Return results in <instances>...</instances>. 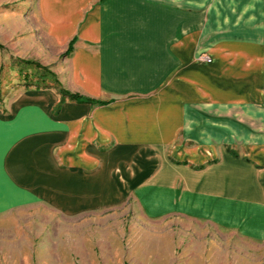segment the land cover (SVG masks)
Segmentation results:
<instances>
[{
  "label": "crops",
  "instance_id": "obj_1",
  "mask_svg": "<svg viewBox=\"0 0 264 264\" xmlns=\"http://www.w3.org/2000/svg\"><path fill=\"white\" fill-rule=\"evenodd\" d=\"M87 1L42 0L41 12L43 8L71 13L68 19L67 14H58L53 23L43 15L55 28L69 27L73 13ZM99 4L81 32L95 40L97 53L90 57L77 49L72 56L73 71L81 72L96 93L98 86L118 91L126 71H149L153 79L145 74L131 89L150 94L119 102L76 92L104 104L70 100L56 118L43 110L34 94L33 101H21L8 116L0 113V185L36 188L37 192H31L38 196L51 193L52 180L59 174L53 149L60 143L59 155L72 168V180L85 176L84 169L95 167L98 171L89 177L92 183L102 184L107 175L114 187L121 188L118 180L125 184L138 177L144 180L152 176L157 164L160 168L147 179L146 187L182 188L184 194L204 191L208 195L197 197L211 203L212 215L227 218L233 213L235 220L241 216L247 220L244 228L260 235L264 230V135L249 138L243 132L246 129L242 131L246 160L229 155L223 145L217 158L210 145L173 150L190 161L212 160L203 171L173 168L167 161V147L186 129L188 109L241 108L247 116L262 112L264 0H100ZM222 44L240 47L216 50ZM201 54L216 61H199ZM236 60L240 66L228 63ZM221 71L238 77L226 78ZM107 140L115 147L100 156L96 146ZM122 153L129 158H121ZM222 170L227 174L218 173Z\"/></svg>",
  "mask_w": 264,
  "mask_h": 264
},
{
  "label": "rangeland",
  "instance_id": "obj_2",
  "mask_svg": "<svg viewBox=\"0 0 264 264\" xmlns=\"http://www.w3.org/2000/svg\"><path fill=\"white\" fill-rule=\"evenodd\" d=\"M41 1L0 0L1 114L8 116L15 106L33 101L37 94L43 110L56 118L62 106L70 102L61 90L119 102L150 94L131 89L145 74L152 80L149 71H126L123 78L119 76L122 80L118 91L98 86L99 93L93 91L81 72L73 71L72 56L77 49L90 57L97 53L95 40L83 37L81 32L101 5L100 0H88L71 16L73 24L61 28L53 27L43 15L53 23L58 14H67L68 19L71 13L45 12L42 8V14ZM73 40L72 50L66 54ZM231 46L240 47L222 44L216 50L224 52ZM198 60L208 58L201 54ZM228 63L240 66V60ZM127 72L131 76L126 77ZM221 73L230 79L238 77ZM261 110L260 114L247 116L241 108L188 109L186 129L167 147L168 163L173 168L185 166L194 171H203L213 163L175 155L176 147L210 145L215 149L213 158H217L218 148L223 145L229 155L242 158L246 147L242 131L246 129L243 132L249 138L264 135V106ZM101 143L95 149L100 156L108 155L115 147L112 140ZM60 147L58 143L53 149L59 173L52 180L53 193L38 196L36 188L15 189L1 183L0 264H264V230L260 235L246 230L243 223L247 220L241 216L235 220L233 213L227 218L212 215L211 203L197 197L204 191L187 190L197 194H184L182 188L146 187L147 179H152L160 168L157 164L152 176L144 180L138 177L130 184L118 180L121 188L114 187L115 182L107 175L102 184L92 183L89 177L98 171L95 167L84 169L81 172L85 176L72 180V168L60 158ZM218 173L227 174L223 170Z\"/></svg>",
  "mask_w": 264,
  "mask_h": 264
},
{
  "label": "trees",
  "instance_id": "obj_3",
  "mask_svg": "<svg viewBox=\"0 0 264 264\" xmlns=\"http://www.w3.org/2000/svg\"><path fill=\"white\" fill-rule=\"evenodd\" d=\"M74 42H75V40L71 41V43L69 44L68 49L66 51V54H68L72 50V46H73ZM25 63L29 64V62H25ZM61 94L63 95V97L68 98L70 100H73L75 102H78L80 104H91V105H94V104L102 105V104H104L103 102H96V101L89 99L87 97L81 96L79 94H71V93L64 91V90H61Z\"/></svg>",
  "mask_w": 264,
  "mask_h": 264
}]
</instances>
